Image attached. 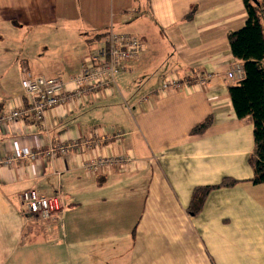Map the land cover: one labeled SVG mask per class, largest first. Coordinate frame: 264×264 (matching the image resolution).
<instances>
[{"label": "crops", "instance_id": "1", "mask_svg": "<svg viewBox=\"0 0 264 264\" xmlns=\"http://www.w3.org/2000/svg\"><path fill=\"white\" fill-rule=\"evenodd\" d=\"M144 11L149 38L115 86L47 110L42 123L0 125V160L13 142L40 151L99 139L52 160L0 164V264H264V183H252L249 163L253 120L236 116L228 92L238 61L227 33L245 24L243 0H0V114L25 103L22 69L65 81L79 72L88 56L68 54L65 68L64 47L54 44L67 29L138 37L123 28ZM43 27L45 43L28 30ZM197 74L206 83L158 90L168 77ZM208 116L211 125L191 134ZM127 155L97 174L84 169L91 158ZM226 177L237 182L212 189L189 213L196 187ZM30 189L62 199L51 233L23 213L18 196Z\"/></svg>", "mask_w": 264, "mask_h": 264}, {"label": "built area", "instance_id": "2", "mask_svg": "<svg viewBox=\"0 0 264 264\" xmlns=\"http://www.w3.org/2000/svg\"><path fill=\"white\" fill-rule=\"evenodd\" d=\"M143 47V43L136 35L109 29L94 52L82 63L79 72L67 81L59 75H33L22 69L20 83L25 103L21 108L0 114V125L16 119L42 123L47 110L63 106L73 99L87 98L99 89H110L116 85V76L129 70V63L138 58ZM228 76L235 81L241 80L244 77L242 65L236 63ZM207 79L206 75L201 74L183 80L168 77L158 90L187 89L194 83L204 84ZM148 95L154 96L156 91L152 90ZM114 136L118 138L120 133ZM98 141L99 139L93 135L68 142H54L40 151L32 150L30 147H21L13 142L12 154L0 160V164L14 165L18 161L34 160L40 156L52 160L58 156H66L72 151L81 152L90 149ZM130 160L129 155L124 157L99 156L87 160L83 165L86 171L97 174L103 169L121 166ZM18 199L24 215L30 219L33 217V223L46 232L51 233L53 227L61 222L63 203L59 194L45 195L30 189L22 191Z\"/></svg>", "mask_w": 264, "mask_h": 264}, {"label": "trees", "instance_id": "3", "mask_svg": "<svg viewBox=\"0 0 264 264\" xmlns=\"http://www.w3.org/2000/svg\"><path fill=\"white\" fill-rule=\"evenodd\" d=\"M243 4L247 14L245 24L228 32L227 39L233 58L243 67L244 77L237 84L229 86L228 92L236 116L239 119L250 116L253 120L254 148L249 156V163L253 169L251 181L259 184L264 183V10L262 2L258 0H243ZM191 15L190 12L186 18ZM107 32H94L91 40L101 42ZM179 79L183 80V77ZM211 123L212 118L208 116L192 128L191 134L203 133ZM236 182L237 180L226 177L216 185L196 187L192 193L189 213L195 214L201 209L212 189L232 186Z\"/></svg>", "mask_w": 264, "mask_h": 264}, {"label": "rangeland", "instance_id": "4", "mask_svg": "<svg viewBox=\"0 0 264 264\" xmlns=\"http://www.w3.org/2000/svg\"><path fill=\"white\" fill-rule=\"evenodd\" d=\"M259 2H262V8L264 10V0H258ZM147 13L144 11L141 15H139L136 19H134L132 22H129L127 25L124 26L123 30L127 31H133L135 32L140 41L145 44L149 38V32L147 30V23H145ZM116 29V28H115ZM114 29V30H115ZM31 32H37V39L42 42H47V32L49 31L46 27L43 28H32L28 29ZM68 30V36H64L62 38H58L54 44L55 45H63L64 47V56L62 59V66L67 68L68 66L66 65L67 61L66 58L68 54H71V56L76 57V53H81L82 60L85 59L86 56L90 55L96 47L100 44V42L97 41H92L90 42L87 40V38L91 37L92 35L90 31L87 30L85 31L76 27L67 29ZM118 30V29H117ZM151 45V44H150ZM76 52V53H75ZM57 59L60 57H56ZM87 58V57H86ZM116 79H118V76H116ZM167 90V89H165ZM163 90V91H165ZM109 264V263H107Z\"/></svg>", "mask_w": 264, "mask_h": 264}, {"label": "water", "instance_id": "5", "mask_svg": "<svg viewBox=\"0 0 264 264\" xmlns=\"http://www.w3.org/2000/svg\"><path fill=\"white\" fill-rule=\"evenodd\" d=\"M253 1H256V0H253Z\"/></svg>", "mask_w": 264, "mask_h": 264}]
</instances>
